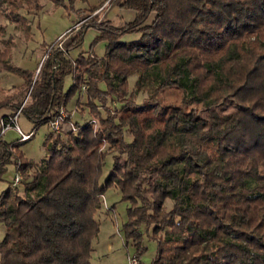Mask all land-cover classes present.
<instances>
[{"label": "trees", "instance_id": "1", "mask_svg": "<svg viewBox=\"0 0 264 264\" xmlns=\"http://www.w3.org/2000/svg\"><path fill=\"white\" fill-rule=\"evenodd\" d=\"M51 1L68 8L76 0ZM109 2L134 10V19L84 24L48 54L34 81L0 51L4 68L31 87L28 104L0 101V110H11L2 118L21 109L35 127L49 124L86 86L98 121L74 119L76 131H50L39 162L25 158L27 140L0 137V179L19 159L23 175L0 194V264H92L110 187L129 202L123 231L136 264L147 249L143 227L158 242L151 264H264V0ZM24 6L9 0L6 17L24 21ZM90 27L106 42L105 54L73 57ZM132 33L138 36L123 40ZM168 90L179 101L165 100ZM141 91L147 97L138 103ZM225 100L237 109L220 112ZM109 154L113 171L102 180Z\"/></svg>", "mask_w": 264, "mask_h": 264}, {"label": "rangeland", "instance_id": "2", "mask_svg": "<svg viewBox=\"0 0 264 264\" xmlns=\"http://www.w3.org/2000/svg\"><path fill=\"white\" fill-rule=\"evenodd\" d=\"M8 1L0 0V5L3 7L0 9V51L6 50L8 52L9 61L15 67H23L32 71L33 81L40 74L42 62L48 54L52 53L56 47L62 48L64 42L66 43L75 35L84 24L100 23L110 19L116 25H123L134 19H132L131 12L125 11L128 9H121L112 5L109 0H76L74 7L68 6V8L57 5L51 0H23L25 6L19 12L23 13L26 19L13 22L6 17L9 12ZM91 9H95V11L89 14ZM70 29L72 30L68 32ZM97 36L98 31L90 27L84 34L81 46L74 49L71 55L77 57L80 52L93 50L96 55L103 56L106 50V42L102 39L96 41ZM137 36L136 33L127 34L123 37V40L134 39ZM136 79L137 76L135 75L129 77L130 88L134 87ZM72 83L71 75L67 76L65 79L66 89ZM86 89L82 88L81 96L79 97L78 93L75 94L68 106L62 109L69 113V119L67 120L92 118L87 104ZM30 91L31 87L28 88V83L21 74L6 70L0 62V101H17L21 98L23 100L22 105H25L30 103ZM145 97H147V93L141 91L137 96L138 103H141ZM164 97L169 102L179 101L180 94L168 90L165 92ZM236 109V104L231 100H225L218 107V110L222 113ZM10 113L11 110L9 109L0 110V128L2 127V116ZM91 120L95 125H98L96 118ZM17 124L24 133L33 130L31 138L21 146L25 158L33 162L41 161L47 154L44 140L46 135L53 130L51 124H42L35 127L34 123L24 113L19 114ZM63 133H66V131H63ZM19 138L20 134L14 126L9 127L3 134V139L7 142L16 141ZM188 139L190 147L194 148L195 141L192 138ZM105 149L108 150L107 146ZM113 155L109 154L106 158L102 180L113 171ZM117 157L124 166L127 162V155L122 154ZM14 171V165L8 166L7 172L0 179V194L9 186V179ZM101 201L103 207L97 214L100 230L93 240L91 263L130 264V259L135 255L136 249L132 241L126 244L123 231V226L128 220L129 202L122 199L121 192L117 187L108 188L101 197ZM172 204L171 199L166 200L168 207H171ZM142 231L143 242L147 249L142 254L141 260L144 264H151L158 250V242L145 231L144 227ZM4 234L5 225L0 221V241L3 239ZM198 264L211 263L205 261Z\"/></svg>", "mask_w": 264, "mask_h": 264}, {"label": "built area", "instance_id": "3", "mask_svg": "<svg viewBox=\"0 0 264 264\" xmlns=\"http://www.w3.org/2000/svg\"><path fill=\"white\" fill-rule=\"evenodd\" d=\"M83 89L85 90L86 87L83 86ZM20 111H21V109H19L14 115L8 116L7 119L1 118L2 127H1V131H0V135H3L9 127L14 126L17 129L18 133L20 134L21 140H29L31 138V136L33 135V132L24 133L22 131V129L19 127V125L17 124V118L20 114ZM67 119H69V113L62 110L49 123V124H51V126L53 128L52 131L57 133V134L63 133V131H66V132L76 131L77 127H76L74 121L67 120ZM17 163L18 164L15 165V171L12 173V175L10 176V179H9V182L11 183V185L13 187L18 186L23 180V175H22L21 171L18 170L20 161H18ZM136 263H137V258L134 255L130 259V264H136Z\"/></svg>", "mask_w": 264, "mask_h": 264}, {"label": "crops", "instance_id": "4", "mask_svg": "<svg viewBox=\"0 0 264 264\" xmlns=\"http://www.w3.org/2000/svg\"><path fill=\"white\" fill-rule=\"evenodd\" d=\"M127 12H131V16H132V19L134 18L135 16V11L134 10H125ZM130 14V13H129Z\"/></svg>", "mask_w": 264, "mask_h": 264}]
</instances>
